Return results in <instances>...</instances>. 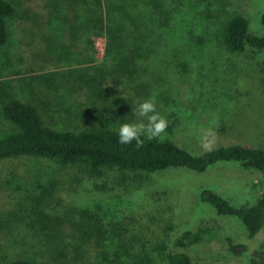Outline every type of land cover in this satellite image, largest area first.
<instances>
[{
  "label": "trees",
  "instance_id": "1",
  "mask_svg": "<svg viewBox=\"0 0 264 264\" xmlns=\"http://www.w3.org/2000/svg\"><path fill=\"white\" fill-rule=\"evenodd\" d=\"M41 1L45 14L38 20L33 7L21 8L20 15L14 0H0L2 59L8 56L4 49L10 44L12 18L21 17L26 32L30 31L27 22L33 28L49 24L52 30L57 29L53 24L58 22L59 35L52 33L43 37L45 47L26 45L31 62L25 65L85 66L53 72L42 81L47 92H57L53 78H57L59 86L76 80L79 85L68 90V94H82L85 100L66 111V126L58 128L49 122V104L33 97L32 84H27L32 98L24 99L12 92L11 86L1 83L0 162L21 157L52 161L69 172H83L93 181L95 189H99L98 194L118 189L119 197L140 195L132 207L118 208L110 216H99L91 209L80 210L74 229L77 245L71 258L73 262L67 259L68 264H193L186 249L214 238L208 235L214 231L215 221L203 220L197 229L183 230L172 237L174 215L169 209L160 210L161 204L169 208L170 188L162 187L156 175L170 168L202 173L219 162H236L244 169L264 172V149L234 144L192 154L169 139L143 137L140 147L135 141L119 144L117 129L106 126L113 120L127 121L124 111L134 106L137 98L147 95V85L134 77L136 66H206L204 50L195 43L189 44V48L179 44L186 50L176 46L185 51L183 54L169 51L167 42L172 40L173 31L167 25L171 9L165 0ZM260 21L264 26V12ZM219 31L220 52L216 51L219 61L212 66H241L239 62L244 61L247 48L264 52V32H250L248 19L241 14L227 17L220 23ZM99 38H105L103 53L95 47ZM19 60L26 63L23 55ZM260 66L264 83V59ZM27 71L34 74L33 68ZM32 79L35 81L36 76ZM120 91L125 95L119 96ZM112 98L119 99L120 109L117 103H112ZM128 116L134 117V111ZM49 185L43 188L45 194L32 209L34 216L42 220L43 230L50 225L42 200L55 190L57 183L53 180ZM199 198L218 215L237 218L248 239L264 231V189L251 205H234L210 189H202ZM226 243L236 256L247 251L246 244L234 243L230 238ZM2 264L35 263L29 258L17 257Z\"/></svg>",
  "mask_w": 264,
  "mask_h": 264
},
{
  "label": "rangeland",
  "instance_id": "2",
  "mask_svg": "<svg viewBox=\"0 0 264 264\" xmlns=\"http://www.w3.org/2000/svg\"><path fill=\"white\" fill-rule=\"evenodd\" d=\"M14 1L20 15L23 14L21 8L25 7H33L38 20L45 14L41 0ZM165 1L171 9L167 25L173 31L167 48L183 54L185 51L178 49L181 45L189 48V44L197 43V48L204 50L207 64L185 68L136 66L134 77L147 85L146 97L155 92L158 110L168 114L170 124L161 135L192 154L234 144L264 149V83L260 66L264 52L247 48L244 61L239 62L241 66H212L219 61L216 51L220 52V23L232 14H241L248 19L250 32L263 33L260 19L264 12V0ZM27 24L30 25L29 32H26L21 17L9 21L10 44L4 49L8 55L5 60L0 49V84L11 86L14 89L12 92L24 99L32 98L27 86L32 84L33 97L49 104V122L62 128L68 120L66 111L73 110L74 104L85 100L82 94H68V90L79 82L72 80L59 86L55 77L53 82L58 91L47 92L42 81L53 72L62 73L85 66H26L31 62L27 44L31 48H42L45 47L43 37L52 33L59 35L58 22L53 24L57 28L54 30L48 27L49 24H42L40 28L31 27L29 22ZM95 47L103 53L105 38L97 39ZM20 55L25 56L26 63L19 60ZM29 68H33L34 74L27 71ZM32 76H36L35 81ZM131 94L134 95L133 91ZM118 95L125 94L120 91ZM118 102V98H112V103ZM104 103L108 104L107 100L104 99ZM118 106L120 109L121 105ZM134 106L124 111L127 121L140 119L136 115L128 116ZM120 123L113 120L106 127L117 129ZM156 178L162 187L170 188L167 198L169 208L161 204L160 210L166 212L169 209L174 215L172 237L183 230L197 229L202 226L203 220L213 219L216 223L213 224L214 231L208 235V238H214H205L202 243L186 249L193 264H251L252 261L264 264V231L248 239L243 224L237 218L218 215L199 198L202 189H210L234 205L254 204L264 189V172L244 169L236 162H219L202 173L170 168L157 174ZM53 180L57 183L55 190L42 200L50 225L43 230L42 220L34 216L32 209L45 194L43 188L50 186ZM98 190L83 172H69L52 161L24 157L1 161L0 264L17 257L29 258L35 264H68L67 259L71 260L77 245L74 229L80 210L91 209L106 217L118 208L132 207L140 197L139 194L119 197L118 189L102 194H98ZM228 238L234 243L246 244L247 251L238 256L230 252L226 243Z\"/></svg>",
  "mask_w": 264,
  "mask_h": 264
},
{
  "label": "clouds",
  "instance_id": "3",
  "mask_svg": "<svg viewBox=\"0 0 264 264\" xmlns=\"http://www.w3.org/2000/svg\"><path fill=\"white\" fill-rule=\"evenodd\" d=\"M135 115L140 119L135 121H125L119 124L117 128L119 144L127 145L135 141L137 147H140L144 139L153 138L164 139L162 133H165L166 127L170 124L164 114L158 110L157 94L151 93L146 98H137L133 109Z\"/></svg>",
  "mask_w": 264,
  "mask_h": 264
}]
</instances>
